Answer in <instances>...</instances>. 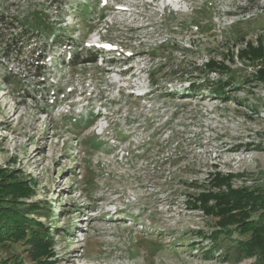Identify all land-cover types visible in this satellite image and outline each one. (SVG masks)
Wrapping results in <instances>:
<instances>
[{"label":"rangeland","instance_id":"obj_1","mask_svg":"<svg viewBox=\"0 0 264 264\" xmlns=\"http://www.w3.org/2000/svg\"><path fill=\"white\" fill-rule=\"evenodd\" d=\"M159 1L0 0V168L34 185L4 204L48 227L55 264H264L222 237L208 257L217 218L193 204L210 170L264 187V56L243 53L264 0ZM33 252L0 241V264Z\"/></svg>","mask_w":264,"mask_h":264},{"label":"trees","instance_id":"obj_2","mask_svg":"<svg viewBox=\"0 0 264 264\" xmlns=\"http://www.w3.org/2000/svg\"><path fill=\"white\" fill-rule=\"evenodd\" d=\"M257 38V45L254 41H247L243 49L249 59L258 60L264 56L263 40L259 34ZM95 59L90 58L87 61ZM207 65L216 66L222 63L210 59ZM259 65L254 75L257 80L264 81V62ZM216 93L225 95V86L219 87ZM207 175L209 184L196 186L201 191L193 198V204L199 203L198 208L204 214L217 218V227L211 233L198 231L211 241L206 250L210 253L208 257L212 255L211 249L217 248L218 239L222 237L233 242L232 247L236 248L241 257L256 256L264 261V187L253 189L248 186H235L232 182L235 174L232 172L224 174L219 170H210ZM32 186L27 179L14 175L6 168H0V241L10 238L25 241L34 250L33 259L36 264H55L54 241L48 227L43 233L40 229L42 223L36 217H30L29 209L23 210L4 204L9 196L15 202L29 197L34 192ZM31 207L40 208L36 203ZM232 247H226L222 252L226 251L227 255Z\"/></svg>","mask_w":264,"mask_h":264},{"label":"bare ground","instance_id":"obj_3","mask_svg":"<svg viewBox=\"0 0 264 264\" xmlns=\"http://www.w3.org/2000/svg\"><path fill=\"white\" fill-rule=\"evenodd\" d=\"M168 6H170V4H168ZM237 148V147H236Z\"/></svg>","mask_w":264,"mask_h":264}]
</instances>
